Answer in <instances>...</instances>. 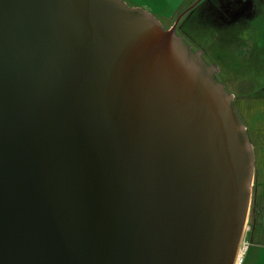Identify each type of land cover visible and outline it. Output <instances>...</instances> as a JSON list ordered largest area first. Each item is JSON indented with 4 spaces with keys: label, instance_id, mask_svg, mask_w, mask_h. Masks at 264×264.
Segmentation results:
<instances>
[{
    "label": "water",
    "instance_id": "95a60500",
    "mask_svg": "<svg viewBox=\"0 0 264 264\" xmlns=\"http://www.w3.org/2000/svg\"><path fill=\"white\" fill-rule=\"evenodd\" d=\"M178 18L0 0V264H233L254 157Z\"/></svg>",
    "mask_w": 264,
    "mask_h": 264
},
{
    "label": "rangeland",
    "instance_id": "374dc122",
    "mask_svg": "<svg viewBox=\"0 0 264 264\" xmlns=\"http://www.w3.org/2000/svg\"><path fill=\"white\" fill-rule=\"evenodd\" d=\"M126 1L155 16L164 17L162 24L169 27L176 15L191 6L195 0H186L177 10L175 9L180 0ZM222 2L226 3L228 8L217 9L216 0H199L180 20L178 32L195 51L201 52L208 64L215 67L217 79L232 96L233 105L244 124L254 155V149H264V121L260 122L255 113L257 107L261 114H264V73L256 75L253 69L258 65V68L263 70L264 65L263 53L261 57L254 58L256 53L264 50V0H257L256 4L250 0ZM257 101H260V104H257ZM256 125L259 129V132L256 131L257 136L254 133ZM255 170L253 162L250 198L254 193ZM247 216L244 222L245 230L249 224ZM243 239L244 235L237 244L233 264Z\"/></svg>",
    "mask_w": 264,
    "mask_h": 264
},
{
    "label": "crops",
    "instance_id": "0c3cea01",
    "mask_svg": "<svg viewBox=\"0 0 264 264\" xmlns=\"http://www.w3.org/2000/svg\"><path fill=\"white\" fill-rule=\"evenodd\" d=\"M186 0H180L177 10ZM256 4L257 0H250V2ZM262 0H259L261 2ZM256 43L258 40H255ZM258 45V43L256 44ZM264 50L255 54V59L261 57ZM258 65L253 67L256 75L261 72L264 73V65L263 70L258 68ZM257 90V89H256ZM255 90V91H256ZM257 104H260V101H257ZM255 113L257 114L258 120L264 121V114H261L259 108L256 107ZM254 127V133L257 136V132L259 129ZM257 131V132H256ZM264 131V127H263ZM259 146V145H258ZM264 148V146H263ZM254 165L256 170L254 172V193L253 197L250 198L249 208H248V216L249 224L246 229L245 239L248 242V250L244 256L243 264H264V149L258 147V149H254Z\"/></svg>",
    "mask_w": 264,
    "mask_h": 264
},
{
    "label": "flooded vegetation",
    "instance_id": "af4514ba",
    "mask_svg": "<svg viewBox=\"0 0 264 264\" xmlns=\"http://www.w3.org/2000/svg\"><path fill=\"white\" fill-rule=\"evenodd\" d=\"M198 1H199V0H195V1L192 3L191 6L185 8L183 11H181L180 13H178V14L176 15V17L174 18L173 22L171 23V25H172V24L174 23V21L178 18V16L181 15V16L178 18V20H177V23H176V26H175V32H176L177 35L181 36V37L185 40V42H186L190 47H191V45L187 42V40L184 38V36H182V35L179 34V32H178V24H179L180 20L183 18V16L185 15V13H186L188 10L192 9V8L194 7V5H195ZM222 1H223V0H216L217 9L222 10V9H224V7H225V9L228 8V6H226V3L222 2ZM223 3H224V6L221 7V5H222ZM221 8H222V9H221ZM158 17H160V22H161V24H162V19H163L164 17H162V16H158ZM171 25H170V26H171ZM162 26L164 27L163 24H162ZM170 26H169V27H170ZM164 28H168V27H164ZM191 48H192V47H191ZM192 50H194V49L192 48ZM194 51H195V50H194ZM245 233H246V231H245ZM245 233H244V238H245Z\"/></svg>",
    "mask_w": 264,
    "mask_h": 264
},
{
    "label": "built area",
    "instance_id": "2783aa9c",
    "mask_svg": "<svg viewBox=\"0 0 264 264\" xmlns=\"http://www.w3.org/2000/svg\"><path fill=\"white\" fill-rule=\"evenodd\" d=\"M248 247H249L248 242L244 238L239 244V248H238V252H237L234 264H241L243 257L245 256L248 250Z\"/></svg>",
    "mask_w": 264,
    "mask_h": 264
},
{
    "label": "trees",
    "instance_id": "16d2710c",
    "mask_svg": "<svg viewBox=\"0 0 264 264\" xmlns=\"http://www.w3.org/2000/svg\"><path fill=\"white\" fill-rule=\"evenodd\" d=\"M126 1V0H125ZM126 3L130 6H134L133 4H131L130 2L126 1ZM159 20H160V17L156 16Z\"/></svg>",
    "mask_w": 264,
    "mask_h": 264
}]
</instances>
